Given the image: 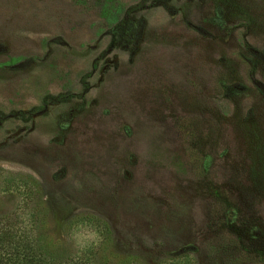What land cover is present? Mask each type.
<instances>
[{
  "label": "rangeland",
  "instance_id": "1",
  "mask_svg": "<svg viewBox=\"0 0 264 264\" xmlns=\"http://www.w3.org/2000/svg\"><path fill=\"white\" fill-rule=\"evenodd\" d=\"M2 215L74 264H264V0H0Z\"/></svg>",
  "mask_w": 264,
  "mask_h": 264
},
{
  "label": "trees",
  "instance_id": "2",
  "mask_svg": "<svg viewBox=\"0 0 264 264\" xmlns=\"http://www.w3.org/2000/svg\"><path fill=\"white\" fill-rule=\"evenodd\" d=\"M0 219V264H74L67 261L58 238L35 234L34 227H17Z\"/></svg>",
  "mask_w": 264,
  "mask_h": 264
}]
</instances>
